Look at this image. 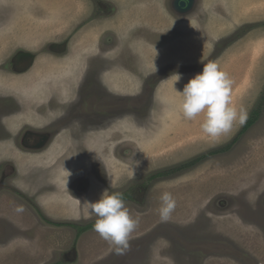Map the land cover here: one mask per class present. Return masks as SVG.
<instances>
[{"label": "rangeland", "instance_id": "obj_1", "mask_svg": "<svg viewBox=\"0 0 264 264\" xmlns=\"http://www.w3.org/2000/svg\"><path fill=\"white\" fill-rule=\"evenodd\" d=\"M7 1L13 5L10 10ZM99 1L116 15L104 25L86 27L91 12L105 16ZM192 1L189 23H177L172 30L168 14L177 20L179 16L171 0H0V8H6L4 17L0 15V26L4 25L0 39L13 40L12 49L29 39L27 46L33 50L45 41L70 39L69 56L75 58L90 52L91 40L104 43L99 36L107 35L111 43L106 49L115 45L113 56L122 50L119 54L128 58H111L107 76L112 81L105 79L118 95H104L97 88L94 101L90 94L82 108L96 119L112 116L116 110L120 113L107 121L106 129L94 124L89 137L79 136L78 153L71 148L62 156H100L97 163L102 167V156L111 154L106 160L115 182L110 185L107 174L98 169L101 190L128 195L126 206L140 217L129 250L117 255L93 227L85 228L96 220L88 203L74 202L68 214L57 215L61 212L50 207L53 202H39L30 179L13 176L20 167L41 168L36 159L23 165L17 159V166L0 159V174L7 173L0 175L5 183L0 186V264H264V14H252L246 0ZM195 11L202 13L201 24L193 18ZM135 23L141 27L131 30ZM180 27L186 28L180 32ZM50 58L40 56L31 73L42 70ZM42 59L46 63L41 65ZM72 60H58L46 72H62L66 63L69 69L80 68L82 63ZM208 62H217L230 75L233 105L247 112L243 124L235 122L217 138L202 131L203 115L188 121L180 108V91ZM40 77L33 74L32 86H41ZM116 80L125 82V87L115 86ZM26 81L21 75L12 82L22 87ZM0 84L6 86L2 80ZM136 140L142 150L136 151ZM105 141L109 148L104 147ZM125 172L130 173L121 179ZM13 186L26 195L16 196ZM86 186L76 181L67 193L80 194ZM165 191L172 192L177 204L171 219L161 222L158 209ZM21 204L25 212L18 214L14 208Z\"/></svg>", "mask_w": 264, "mask_h": 264}, {"label": "flooded vegetation", "instance_id": "obj_2", "mask_svg": "<svg viewBox=\"0 0 264 264\" xmlns=\"http://www.w3.org/2000/svg\"><path fill=\"white\" fill-rule=\"evenodd\" d=\"M91 3L94 4L91 8L92 11L95 9V1ZM98 4L100 13L103 14L104 11H107L104 13L105 16L101 14L95 16L94 13L92 14L91 12V17L87 25H85L86 27L96 28L98 25H104L108 21V18L116 15L113 14L110 8L105 6L102 1H99ZM7 5L8 10L13 7L10 1H7L5 6ZM171 6L172 10L179 16L177 20L176 17L169 12V20L172 19L170 20L171 29H175L177 23H180L177 25L188 24L189 20L187 19L189 17L187 18V16L192 14L188 12H191L193 8V1L171 0ZM143 7L145 6L143 5ZM5 11L6 8H0V15L2 18L4 17L3 13ZM196 20L198 21L197 24H201L202 18ZM135 25L136 26L131 27V30L141 27L139 23H135ZM3 26L4 25H2V27L0 26V30ZM185 28L186 27H180V32L181 30H185ZM107 30L108 28H106L105 31ZM79 31L80 28L76 30L74 35H78ZM92 36L95 38V33H93ZM99 37L104 43L99 39L98 42L95 39L91 40L93 47H91L92 49L90 52L88 54L84 52L83 54L76 55L75 58L74 56H69V47L71 46L70 39L64 38V41H57L56 43L49 44H46L48 41H45L40 48L35 50L27 46L31 43L30 39L21 41L19 49H12L15 43L13 40L3 41L4 39H0V78L2 84L6 85L1 87L0 84V159H9L11 161L10 165L16 166L17 159L20 160L21 165L24 163L28 164L30 160L36 159L38 161L37 164L41 165L39 166L41 168L36 170L37 168L34 167L31 168V170H26V168L20 167L18 172L15 170L13 171V176L19 174L20 177L22 176L30 179V182L35 184L39 202H44V204L53 202L50 207L59 209V212H61L55 213L57 215L68 214L70 209L75 207L74 202L87 203L95 202L100 199L104 191L101 190L102 187L98 183L99 179L96 175L98 169L102 172L104 171V174H107V182L110 185L115 182L112 178L113 174L111 172V167H109L106 160L111 154H107L110 155L109 157H105V155L102 156L103 158L100 162L103 164L102 167H99L97 163L100 156L93 155L85 158H77L76 155L78 154L72 155V157L62 156L67 155V153L71 151V148L72 153L74 148L75 153H78L80 150V144L77 143L79 136L83 135L85 138L89 137L90 131L94 130L96 126L94 124H99L100 128L106 129L107 127L105 126H110L108 122L115 119V114L120 113L119 110H116L112 116H102L96 119V117H93L90 113L82 110L84 102L88 100L90 94H92L91 100L96 98L97 88L100 89V92L102 90L101 94L118 95V92L114 91L112 87L105 83V79L107 81L109 78L108 80L112 81L111 77L107 76V74L111 72V58L112 60L113 58L128 59L124 54H119L122 50L118 53L116 52L115 56H113L115 45L113 47L109 46L111 48L106 49V46L108 43H111V40L109 41L107 35H100ZM76 40L77 39L74 38L72 46H74ZM80 42L77 41L76 46H80ZM43 55H50L51 60L46 63V61L42 59L41 65L46 63L44 68L41 67L42 70L39 71L40 73L36 71L31 73V68L34 67L37 59ZM67 59L78 60L82 64L80 68L77 67L76 70H72V68L69 69L70 67L66 63L62 72L54 74L46 72L47 69L53 70L56 61L61 60L63 63L66 62ZM102 61H110L111 65L105 67ZM171 64L172 63H170V65ZM29 73L31 74L30 76ZM33 74H41V86H32ZM80 74H82L81 77H79ZM21 75L27 78L26 85L22 87L15 86V83L12 81H14L16 76ZM129 79L130 78H128V80ZM92 81H94V84L91 87L90 84ZM96 81L99 83L97 87ZM159 82L158 80L156 87ZM121 83H123L121 80H116L113 84L120 87ZM87 84L88 86H86ZM123 87H125V82L123 83ZM156 87L154 85L153 90ZM64 88H69V90L64 93ZM33 90L36 91L32 93L31 91ZM93 101H90V103L94 106ZM118 103L120 104L119 101ZM91 112H95L94 108ZM157 128H161V126L157 125ZM171 129H169V131ZM150 132H153V130ZM141 138L142 137H140V140ZM106 141L104 142V147L106 148L107 146V148H109L111 145ZM167 142L170 144L169 141ZM75 143L77 144L75 145ZM158 146L159 143H156L155 148L160 150ZM134 147L136 151L140 149V141L135 142ZM152 148L153 146L149 147L150 150H153ZM128 173L130 172L123 173V176L120 178L123 179L126 177L125 174ZM5 174L7 173L3 172L0 175L4 176ZM49 181L54 184H49ZM76 181L87 184L85 190L80 194L67 193L69 188L72 187L73 183ZM4 185L5 183L0 181V186ZM12 191L18 197L26 195L24 190H21L17 186H13ZM127 198L128 195L123 194V199L127 200ZM61 202L73 203L65 205ZM87 206V209H89V205Z\"/></svg>", "mask_w": 264, "mask_h": 264}, {"label": "clouds", "instance_id": "obj_3", "mask_svg": "<svg viewBox=\"0 0 264 264\" xmlns=\"http://www.w3.org/2000/svg\"><path fill=\"white\" fill-rule=\"evenodd\" d=\"M179 79L178 75L174 88ZM232 87L233 80L217 62L205 63L202 72L193 76L180 91L183 118L193 121L203 115L201 129L211 138L228 132L237 121L243 124L247 119V112L243 107L233 105ZM138 163L137 161L136 164ZM160 201V220L167 222L171 219L177 202L170 191L163 192ZM87 203L90 212L96 217L93 230L114 246L117 255H123L130 248V239L140 223V217L133 216L120 192L109 193L105 190L100 199ZM14 211L23 213L25 207L22 204L16 205Z\"/></svg>", "mask_w": 264, "mask_h": 264}, {"label": "crops", "instance_id": "obj_4", "mask_svg": "<svg viewBox=\"0 0 264 264\" xmlns=\"http://www.w3.org/2000/svg\"><path fill=\"white\" fill-rule=\"evenodd\" d=\"M246 2L248 3V5L250 7L249 10L252 12V14H255V15L256 14H264V0H246ZM138 3H139V1L136 4H138ZM257 5H258V8H257ZM36 6H41V5L36 4ZM144 14H145V8L142 7V12L140 13V15H141L142 18L144 16ZM201 14L202 13H200V12L199 13L196 12V14H194V15H196V17H193V16H191V17L199 20V18H202L201 16H199ZM146 137H148V134H147ZM146 139H148V138H146Z\"/></svg>", "mask_w": 264, "mask_h": 264}, {"label": "trees", "instance_id": "obj_5", "mask_svg": "<svg viewBox=\"0 0 264 264\" xmlns=\"http://www.w3.org/2000/svg\"><path fill=\"white\" fill-rule=\"evenodd\" d=\"M252 119H253V118H252ZM252 119L250 120V122L247 124L246 127H248V126L250 125V123L254 121V119H253V120H252ZM93 226H94V224H91V225H87L85 228H86V229H89V228H91V227H93Z\"/></svg>", "mask_w": 264, "mask_h": 264}]
</instances>
